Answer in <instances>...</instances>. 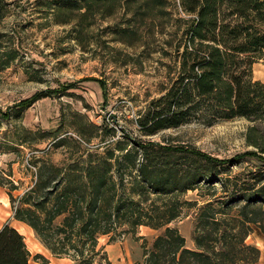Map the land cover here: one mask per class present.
I'll list each match as a JSON object with an SVG mask.
<instances>
[{"label":"rangeland","instance_id":"obj_1","mask_svg":"<svg viewBox=\"0 0 264 264\" xmlns=\"http://www.w3.org/2000/svg\"><path fill=\"white\" fill-rule=\"evenodd\" d=\"M63 1L0 0V228L13 221L9 190L16 205L43 163L62 170L60 176L65 169L69 172L62 185L73 189L74 196L95 183L96 175L92 181L83 178L85 169L99 176L108 168L117 179L108 152L119 156L131 150L140 161L143 147L151 157L182 168L192 167L195 152L218 160L235 158L223 170L230 179L239 175L247 180L251 171L261 168L264 153L251 142L259 140L264 147L261 122L244 117L212 125L191 121L154 134H144L139 125V117L166 92L179 69L191 17L179 0H115L89 9L77 8L75 0ZM252 76L264 81V58L253 64ZM40 92L47 95L16 113ZM124 171L125 187H130L137 172ZM230 184L200 183L160 197L151 193L146 205L154 208L163 200L179 199L181 213L169 225L179 229L188 248H195L199 207L207 201L213 207L227 202L226 213L217 217L227 228L245 234L243 243L257 249V263L264 264V205L260 214H254L258 206L243 210V202L231 194L240 184ZM255 215L256 221L246 220ZM128 227L96 235L92 264H145L143 251L151 248L163 227L121 231ZM29 236L25 243L30 264H76L70 255L52 254L34 231Z\"/></svg>","mask_w":264,"mask_h":264},{"label":"trees","instance_id":"obj_2","mask_svg":"<svg viewBox=\"0 0 264 264\" xmlns=\"http://www.w3.org/2000/svg\"><path fill=\"white\" fill-rule=\"evenodd\" d=\"M111 1L115 0L74 2L79 9H89ZM179 2L182 11L191 16L179 53V69L166 92L152 100L139 117L144 134L191 121L212 125L236 117L264 124V81L252 76L253 64L264 58V0ZM9 58L14 59L15 55ZM46 95L37 93L16 113ZM251 142L264 153L259 140ZM143 149L140 161L131 150L119 156L108 152L107 159L114 160L110 167H115L117 179H113L108 168L99 176L85 169L86 181L97 177L94 184H87L83 195L77 196L68 185H62L70 176L66 169L60 176L62 170L43 163L37 168L35 182L16 205L9 190L13 218L29 225L52 254L70 255L76 264H92L96 235L109 233L119 225L129 226L121 230L124 232L140 225L163 227L151 248L143 251L145 264H258V250L243 243L245 234L227 228L225 221L217 217L226 213L227 202L213 207L207 201L199 207L192 236L195 248H188L179 229L169 225L181 213L179 199L163 200L154 208L146 202L151 193L160 197L195 189L200 183L209 186L219 182L225 187L230 182L234 187L240 184L241 188L231 194L243 202V210L258 206L253 210L260 214L264 205V164L251 171L247 180H240L239 175L230 179L223 170L235 158L218 160L195 152L192 167L189 164L182 168L180 164L172 165L169 159L162 162L161 157H151ZM127 169L129 173L132 169L137 172L130 187L124 183ZM127 188L126 196L123 193ZM257 217L246 220L256 221ZM29 259L24 236L5 223L0 228V264H30Z\"/></svg>","mask_w":264,"mask_h":264},{"label":"crops","instance_id":"obj_3","mask_svg":"<svg viewBox=\"0 0 264 264\" xmlns=\"http://www.w3.org/2000/svg\"><path fill=\"white\" fill-rule=\"evenodd\" d=\"M11 226H13L14 228H16L21 234L22 232H26L25 235H33V229L27 225L26 223L16 220L13 218V221H9L8 222ZM24 236V240H25V235L22 234ZM30 237V236H29ZM29 250V249H28ZM30 252V251H29Z\"/></svg>","mask_w":264,"mask_h":264}]
</instances>
